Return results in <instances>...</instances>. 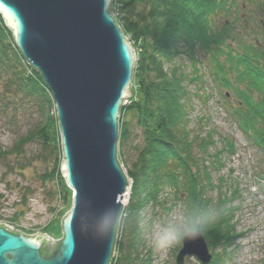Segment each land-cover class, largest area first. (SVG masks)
I'll return each instance as SVG.
<instances>
[{
    "label": "trees",
    "instance_id": "1",
    "mask_svg": "<svg viewBox=\"0 0 264 264\" xmlns=\"http://www.w3.org/2000/svg\"><path fill=\"white\" fill-rule=\"evenodd\" d=\"M262 3L264 6V0ZM234 6L236 0L113 1L117 21L137 51L133 95L122 107L119 121V152L134 132L140 138L129 174L133 196L123 221V236L128 228L132 233L139 232L143 203L155 200L160 188L168 185L184 195L187 216L218 212L203 231L209 240L230 244L235 238L237 208L232 201L236 191L224 189L222 178H213V170H219L226 157L235 153L234 141L224 138L223 146L211 151L215 132L192 137L188 111L195 97L207 101L200 71L203 57L209 58L221 75L225 76L224 70L229 67L238 81L246 79L253 89L264 94V45L240 44L241 31L232 17ZM214 74L215 82L226 81L217 77V72ZM236 92L238 96L245 95L242 89ZM251 96L246 94L248 99ZM238 102L235 119L246 131L251 125L257 130L256 142L264 149V101L250 104L239 98ZM28 112L38 114L39 124L21 135L12 149L1 150L0 160L7 161L14 154L24 160L27 145L35 141L51 149L56 154L55 167L46 176L57 178L67 201L72 193L60 173L61 140L52 95L42 76L14 44L0 15V124H15ZM257 123L259 128L255 127ZM209 159L210 167L205 165ZM11 166L10 163L8 167ZM213 190L217 197H211ZM29 199L27 194L22 196L25 207ZM116 248L123 254L111 264H136L131 246L120 243Z\"/></svg>",
    "mask_w": 264,
    "mask_h": 264
},
{
    "label": "water",
    "instance_id": "2",
    "mask_svg": "<svg viewBox=\"0 0 264 264\" xmlns=\"http://www.w3.org/2000/svg\"><path fill=\"white\" fill-rule=\"evenodd\" d=\"M0 15L52 95L60 170L72 193L60 240L0 223V264H111L129 184L119 121L133 95L135 48L113 0H0ZM186 256L211 262L203 233L183 241L176 264Z\"/></svg>",
    "mask_w": 264,
    "mask_h": 264
},
{
    "label": "rangeland",
    "instance_id": "3",
    "mask_svg": "<svg viewBox=\"0 0 264 264\" xmlns=\"http://www.w3.org/2000/svg\"><path fill=\"white\" fill-rule=\"evenodd\" d=\"M236 1L237 6L232 7V17L236 21L235 27L239 32L241 31L240 44L250 45L259 41L264 45V28L261 27L264 25L262 0ZM232 47L235 48V44ZM137 50L139 52L140 48ZM202 61L204 62L200 67L204 77L202 90L207 96V101L194 98L192 107L188 109L189 130L192 137L196 135L204 137L208 131L213 130L216 135L215 145L211 151L222 147L224 138L234 141L235 153L226 157L219 170H213V178L214 180L222 178L226 183L225 186L223 185L224 189L236 191L237 195L232 201V205L237 208L233 221L236 233L232 243H215L204 235L212 255L209 264H264V149L256 142L257 130L251 125L246 131L247 129L245 130L235 119L240 105L239 98L250 104L259 103L264 101V94L253 89L248 80L238 81L235 72L229 67L224 70L226 75L223 76L209 62V58L203 57ZM214 72H217V77L226 78V81L215 82ZM194 84L197 85L196 82ZM194 84L190 86L193 90L196 88ZM241 89L245 95L238 96L239 92L236 90L241 91ZM246 94L252 96L248 99ZM202 117H207V120H201ZM39 121L36 112H28L15 124L4 125L1 122L0 151L12 149L18 138L38 125ZM255 127L260 126L257 123ZM139 144L140 138L134 132L127 146L120 151L121 153L119 152V160L130 183L129 174L133 169L132 163L136 158V148ZM25 157L23 160L14 154L7 161L0 160V223L26 234L46 233L53 241L60 240L61 220L71 208L72 195L65 201L66 194L57 178L46 176L54 171L56 154L35 141L27 145ZM209 161L210 159L205 165H209ZM10 163L12 166L9 168ZM61 177L64 180L62 174ZM143 192L146 193L147 189ZM26 194L30 198L27 207L21 202L22 196ZM210 195L212 198L217 197V191H210ZM132 196L133 189L130 186L117 244L123 243L124 247L131 246L134 250L132 258L136 264H176L177 254L182 248L183 241L172 248L155 249L145 243V237L163 228L170 219L187 216L182 200L184 195L182 197L180 191L168 185L161 187L156 199H147L140 209L139 232L132 233L128 228L123 236V221L129 214L126 210L131 204ZM126 251L125 248L124 252ZM122 254L123 252L119 253L116 248L113 261ZM183 264L203 263L195 256H186Z\"/></svg>",
    "mask_w": 264,
    "mask_h": 264
},
{
    "label": "clouds",
    "instance_id": "4",
    "mask_svg": "<svg viewBox=\"0 0 264 264\" xmlns=\"http://www.w3.org/2000/svg\"><path fill=\"white\" fill-rule=\"evenodd\" d=\"M218 212L172 218L167 224L149 233L145 243L155 249H168L175 247L185 239L196 238L201 235L206 226L216 219Z\"/></svg>",
    "mask_w": 264,
    "mask_h": 264
},
{
    "label": "built area",
    "instance_id": "5",
    "mask_svg": "<svg viewBox=\"0 0 264 264\" xmlns=\"http://www.w3.org/2000/svg\"><path fill=\"white\" fill-rule=\"evenodd\" d=\"M128 102V100H126V102L125 103H127ZM129 184H131L130 183V181H129ZM128 184V187H127V189H126V191H125V193L123 194V203H124V205H125V203H126V201L128 200V196H129V193H130V185ZM9 226V225H8ZM11 227V226H10ZM12 228V227H11Z\"/></svg>",
    "mask_w": 264,
    "mask_h": 264
},
{
    "label": "flooded vegetation",
    "instance_id": "6",
    "mask_svg": "<svg viewBox=\"0 0 264 264\" xmlns=\"http://www.w3.org/2000/svg\"><path fill=\"white\" fill-rule=\"evenodd\" d=\"M263 23V22H262ZM263 28V25L261 26ZM257 44L261 45L259 41H256Z\"/></svg>",
    "mask_w": 264,
    "mask_h": 264
},
{
    "label": "bare ground",
    "instance_id": "7",
    "mask_svg": "<svg viewBox=\"0 0 264 264\" xmlns=\"http://www.w3.org/2000/svg\"><path fill=\"white\" fill-rule=\"evenodd\" d=\"M122 201H123V197H122ZM124 204V203H123Z\"/></svg>",
    "mask_w": 264,
    "mask_h": 264
}]
</instances>
